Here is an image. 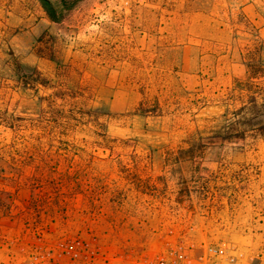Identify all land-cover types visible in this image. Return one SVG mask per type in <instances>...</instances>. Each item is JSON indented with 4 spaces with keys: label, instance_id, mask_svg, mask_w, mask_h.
Wrapping results in <instances>:
<instances>
[{
    "label": "rangeland",
    "instance_id": "obj_1",
    "mask_svg": "<svg viewBox=\"0 0 264 264\" xmlns=\"http://www.w3.org/2000/svg\"><path fill=\"white\" fill-rule=\"evenodd\" d=\"M47 1L0 0V264H264V136L201 138L264 71V0Z\"/></svg>",
    "mask_w": 264,
    "mask_h": 264
},
{
    "label": "trees",
    "instance_id": "obj_2",
    "mask_svg": "<svg viewBox=\"0 0 264 264\" xmlns=\"http://www.w3.org/2000/svg\"><path fill=\"white\" fill-rule=\"evenodd\" d=\"M40 1L49 17L52 20H56L51 4L47 0ZM10 54L12 56L11 68L13 76L22 88L47 84V81L36 67L27 66L14 57L12 52ZM261 68L263 67L251 65L250 78L236 89L242 99L241 105L235 112L237 117L234 121L227 124L224 129L215 131L212 135H207L204 138L201 137L207 141L206 145L221 143L234 138L244 139L248 132L264 136V86H260L254 80L255 78L264 77V71H261Z\"/></svg>",
    "mask_w": 264,
    "mask_h": 264
},
{
    "label": "built area",
    "instance_id": "obj_3",
    "mask_svg": "<svg viewBox=\"0 0 264 264\" xmlns=\"http://www.w3.org/2000/svg\"><path fill=\"white\" fill-rule=\"evenodd\" d=\"M207 257L208 259L217 258L219 260L224 258L230 262H234L236 260V256L231 251L227 250L222 246H213V245L206 247V250L204 251V255L203 257H201V259L205 260ZM180 258L182 259L185 258V260H182L181 264H193V259L189 256L184 257V255L181 254ZM39 264H49V263L43 261L40 262ZM158 264H167V263L165 262L164 258H160Z\"/></svg>",
    "mask_w": 264,
    "mask_h": 264
}]
</instances>
